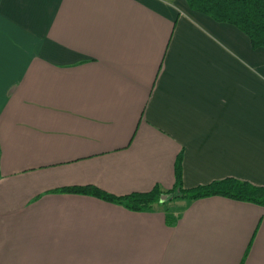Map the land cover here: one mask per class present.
Wrapping results in <instances>:
<instances>
[{"label": "crops", "instance_id": "0c3cea01", "mask_svg": "<svg viewBox=\"0 0 264 264\" xmlns=\"http://www.w3.org/2000/svg\"><path fill=\"white\" fill-rule=\"evenodd\" d=\"M264 188V49L184 0H0V264H264V208L122 196Z\"/></svg>", "mask_w": 264, "mask_h": 264}, {"label": "trees", "instance_id": "16d2710c", "mask_svg": "<svg viewBox=\"0 0 264 264\" xmlns=\"http://www.w3.org/2000/svg\"><path fill=\"white\" fill-rule=\"evenodd\" d=\"M184 2L189 10L216 23L236 28L247 38L253 50L264 49V0H184ZM181 155L179 152L175 156L172 166L173 184L167 190L154 185L148 192L114 196L93 186H71L53 192L95 198L130 212H148L153 207H162L165 223L169 225L173 224L175 217L170 214L167 205L176 201L187 204L204 198L221 197L264 208V188L232 178L184 189L181 184Z\"/></svg>", "mask_w": 264, "mask_h": 264}, {"label": "rangeland", "instance_id": "374dc122", "mask_svg": "<svg viewBox=\"0 0 264 264\" xmlns=\"http://www.w3.org/2000/svg\"><path fill=\"white\" fill-rule=\"evenodd\" d=\"M180 203L181 202H173L171 205H172V207L176 208L180 205ZM169 212H170V214H173L172 211L169 210Z\"/></svg>", "mask_w": 264, "mask_h": 264}]
</instances>
